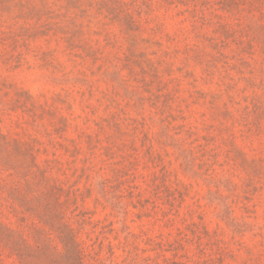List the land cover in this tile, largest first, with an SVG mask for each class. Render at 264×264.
<instances>
[{
	"label": "rangeland",
	"instance_id": "rangeland-1",
	"mask_svg": "<svg viewBox=\"0 0 264 264\" xmlns=\"http://www.w3.org/2000/svg\"><path fill=\"white\" fill-rule=\"evenodd\" d=\"M0 264H264V0H0Z\"/></svg>",
	"mask_w": 264,
	"mask_h": 264
}]
</instances>
